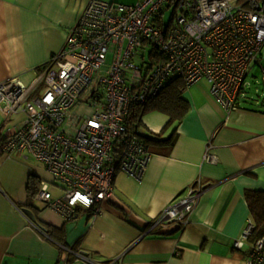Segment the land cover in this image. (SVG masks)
Wrapping results in <instances>:
<instances>
[{"label":"built area","instance_id":"obj_1","mask_svg":"<svg viewBox=\"0 0 264 264\" xmlns=\"http://www.w3.org/2000/svg\"><path fill=\"white\" fill-rule=\"evenodd\" d=\"M169 8L175 14L166 23L163 9ZM151 43L163 61L139 64L136 60L141 54L146 60ZM263 50L264 0H89L63 49L32 82L14 77L0 83V109L6 115H23L3 154L36 162L51 174L62 194L53 197L49 182L41 180L36 200L66 221L80 210L96 217L113 191L117 172L142 183L152 160L147 144L128 131L130 109L152 100L176 77L186 87L203 86L224 112L235 111L248 98L246 78L253 68L261 69L264 83ZM104 65L106 75L97 80ZM77 106L89 112L76 113ZM203 160L213 163L217 157L207 150ZM206 188L201 180L191 185L159 213L148 233L170 222L184 227ZM253 231L249 218L235 248L242 250ZM105 245L100 236L96 251ZM59 246L65 264L70 259L103 264L90 257L92 251ZM246 264H264V237L251 241Z\"/></svg>","mask_w":264,"mask_h":264},{"label":"crops","instance_id":"obj_2","mask_svg":"<svg viewBox=\"0 0 264 264\" xmlns=\"http://www.w3.org/2000/svg\"><path fill=\"white\" fill-rule=\"evenodd\" d=\"M88 1L0 0V83L14 77L32 82L38 69L63 49ZM261 62L264 66L263 51ZM184 97L191 109L177 127L174 145L160 152L148 142L153 156L142 183L117 172L99 215L80 210L66 221L34 201L31 212L48 237L22 214L27 209L28 182L31 177L49 182L53 197L60 196L61 189L42 165L34 162L41 169L34 168L18 155L14 159L3 155L0 264H65L59 243L76 251H92L90 257L103 264L121 255L116 264H246L251 241L242 250L235 248V241L252 218L246 194L264 192V95L260 100L248 97L230 113L200 84L188 87ZM22 119L23 115H6L0 109V135L8 137ZM167 121L162 113H150L143 117L139 133L154 136ZM173 129L165 130L164 136ZM207 150L217 157L215 162H204ZM198 180L207 188L188 223L181 227L170 222L148 233L159 213ZM100 236L106 245L97 252Z\"/></svg>","mask_w":264,"mask_h":264},{"label":"trees","instance_id":"obj_3","mask_svg":"<svg viewBox=\"0 0 264 264\" xmlns=\"http://www.w3.org/2000/svg\"><path fill=\"white\" fill-rule=\"evenodd\" d=\"M166 13L167 11L163 9L164 19ZM174 14H171L170 20H173ZM155 23H158L161 26H163V23L158 19H156ZM166 26L167 25L164 24L163 28L165 29ZM147 47L149 48V50L145 55L146 60H144V55L141 54V60H144L143 63L141 64L148 63L150 65H154L156 63H160L163 61V58L158 56V52L156 49L158 48L157 45L151 43V45H147ZM45 67L46 65L41 66L38 69V72L39 73L42 72L45 69ZM187 88L188 87H186L185 84L180 79L176 77L169 79L164 84L162 90L159 92V94L156 97L148 101L146 104H142L137 107L133 106L130 109L125 120L128 131L132 133H136L138 138L143 140L147 144V146H149V143H151L156 147H158V150H160V152L169 150L174 145L176 139L177 127L185 120L191 109L190 103L184 97V93ZM153 112H159L166 115L168 117V121L164 126V129L160 133H157L154 136L143 137L139 133V128L141 126L143 117L147 113H153ZM170 127H174L173 131L171 132L170 135L164 136L165 130H167ZM6 140L7 137L0 135V158L4 155L3 146L5 145ZM40 184H41L40 179H35L32 177L28 182V186H27L28 199L25 206L30 211H32V208H34V201H37L36 195L39 191ZM246 198H247L250 214L252 217L251 219L253 220V224H254V231L250 237V241H255L257 239L264 237V192H257V191L250 192L246 194ZM59 244L66 246V244L64 243H59ZM70 261L72 262V259H70Z\"/></svg>","mask_w":264,"mask_h":264},{"label":"rangeland","instance_id":"obj_4","mask_svg":"<svg viewBox=\"0 0 264 264\" xmlns=\"http://www.w3.org/2000/svg\"><path fill=\"white\" fill-rule=\"evenodd\" d=\"M108 1H111L114 4H135L138 0H108ZM172 13H173V9L170 8L167 11L166 16H165L166 23L170 20ZM263 54H264V50H263ZM111 59H112V55H109L108 64L111 63ZM136 61L139 64L143 63L141 59H137ZM107 69H108V65H104L102 67L101 72L98 73V75L96 76V79L99 80L101 77L105 76ZM246 81L248 84V90H247L248 97H252L253 99H256V100H260L261 98H263V95H264L263 74H262L261 69L258 66L252 70V73H250L248 75V77L246 78ZM250 105L251 106L254 105V102ZM74 112L84 113V112H89V109L88 108L84 109L83 107H81V108L77 107L74 109ZM148 114H150V113H147L146 115H148ZM148 118L149 117H145L144 119H148ZM149 120L150 119H148L147 121H149ZM146 125H147V123H146ZM142 128H143V126H142ZM30 165L33 166L34 168L36 167V168L41 169V167H39L34 162H31Z\"/></svg>","mask_w":264,"mask_h":264},{"label":"water","instance_id":"obj_5","mask_svg":"<svg viewBox=\"0 0 264 264\" xmlns=\"http://www.w3.org/2000/svg\"><path fill=\"white\" fill-rule=\"evenodd\" d=\"M23 212L28 216V218H29L32 222L36 223V219H35V217H34V214H33L30 210H28V209H23Z\"/></svg>","mask_w":264,"mask_h":264}]
</instances>
